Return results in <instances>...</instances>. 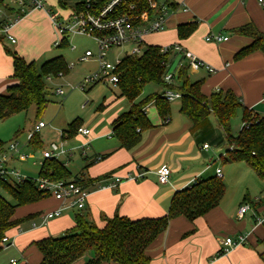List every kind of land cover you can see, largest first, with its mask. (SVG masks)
I'll list each match as a JSON object with an SVG mask.
<instances>
[{
  "label": "crops",
  "instance_id": "crops-1",
  "mask_svg": "<svg viewBox=\"0 0 264 264\" xmlns=\"http://www.w3.org/2000/svg\"><path fill=\"white\" fill-rule=\"evenodd\" d=\"M10 1L5 0V5L15 9ZM174 1L178 8L168 18L165 30L148 35L145 38L146 46H182L216 69L212 74L204 69L191 71L192 74L189 72L191 82H202L203 95L210 97L218 91H232L242 100L243 106L264 117V53L255 52L242 59L235 58L241 49L253 42L251 38L235 33V30L253 24L264 33V8L258 4V0ZM78 3L68 7V3L63 2L66 5L63 8L58 0L61 20L68 17ZM0 14L3 15L0 18L2 25H12L10 33L15 38L21 29L31 30L39 26L47 29L51 38L57 36L53 16L47 7L27 12L17 21L16 9L9 13L0 7ZM182 24L197 25L194 33L184 40H180L177 34V28ZM210 35L229 39L217 44L206 41ZM1 37L10 45H18L17 38V42L11 44ZM3 41L0 45L7 48ZM13 72L12 58L1 54L0 94L6 93L7 88L14 84L11 80ZM163 92L164 88L158 93ZM114 99L116 100L104 101L94 130L82 126L90 131L88 136L78 134L83 139L82 145L88 143V146L82 148V169L74 176H79L84 181H93L86 187L90 195L86 208L81 213L87 215L100 228L105 226L103 216L112 218L119 215L134 221L160 219L169 214L177 192L197 181L217 177V170L220 169L226 186L223 200L216 208L193 222L183 216L172 219L166 232L147 250L151 264H264V220L258 223L264 218V182L244 163L224 164L225 154H219L213 162L209 160L212 141H208L207 137L211 134L219 137L222 132L215 117L211 115L195 125L186 115L180 113L181 102L177 100L179 104L174 106L172 102L170 115L163 119L155 103H152L145 109L152 128L141 133V141L136 147L126 150L114 138L113 125L121 114L129 111L131 104L125 98H120L119 92L114 95ZM210 123L214 124L208 128ZM67 130L62 131L60 136ZM64 136L66 143L68 138L67 135ZM204 145H208L209 149H203ZM65 149V159L59 160L70 170L71 158L80 148ZM99 157L100 161L97 160ZM18 164L19 161L13 163L15 167ZM163 167L171 170L170 182L165 185L159 183L157 176V172ZM141 172H146L144 179H129ZM114 178L122 180L117 188L101 189L102 186L114 182ZM244 205H249L250 210L240 217L239 210ZM60 207L59 201L47 198L17 208L15 219L28 216H35V219L7 233L14 240L7 250L13 248L18 254V257L9 259V264L11 260H16L18 264H40L42 255L34 243L63 236L75 227L78 211H66L62 216L41 224V214ZM33 222L37 223V227L32 228ZM239 236L246 237L243 245L218 256L224 248L222 242L225 239L237 240ZM93 258L94 254H87L77 264H84Z\"/></svg>",
  "mask_w": 264,
  "mask_h": 264
},
{
  "label": "trees",
  "instance_id": "trees-1",
  "mask_svg": "<svg viewBox=\"0 0 264 264\" xmlns=\"http://www.w3.org/2000/svg\"><path fill=\"white\" fill-rule=\"evenodd\" d=\"M137 5L135 14L142 15L148 12L149 17L160 12L159 9H150L148 0H128ZM173 10L178 8L174 0H164ZM63 8L66 5L59 0ZM0 7L8 8L5 0H0ZM76 11L83 9L82 4L75 6ZM138 23H144L140 21ZM2 22H0V27ZM196 24H182L177 28L178 38L184 40L196 30ZM235 33L247 36L253 40L251 45L241 49L236 59H242L255 52L264 53V33L253 24L235 30ZM3 41L2 37L0 42ZM69 46L67 36L63 35L59 48ZM158 46H147L141 55L127 53L117 68L118 84L116 86L119 97L125 98L131 107L128 112L121 114L114 122L113 136L120 146L126 150L136 147L141 141V133L152 128L145 109L155 103L161 118L166 119L171 112V102L163 94L153 93L142 98L145 87L156 84L162 88L180 93V113L186 115L195 125L202 123L213 115L217 125L224 135L226 158L224 164L244 163L253 170L260 181L264 182V117L243 106L242 100L232 91H218L210 97L202 94V82H191L189 69L183 67L175 84L164 82L166 65L171 62V53L162 54ZM13 60V85L7 88L6 93L0 94V122L6 121L20 113H26L35 107L38 116L42 115L50 104L45 78L65 75L69 68L63 56L55 57L38 67L34 62H27L16 52L5 48ZM242 113L243 128L237 136L232 132V121L238 112ZM79 122L73 123L64 133L67 138L78 135L81 128ZM29 144L40 147L39 134H31ZM6 144L0 142V150ZM39 178H47L53 182L75 181L86 188L92 180L84 181L79 176H73L66 165L59 159H50L42 162ZM38 178V179H39ZM37 179L28 178L21 183L0 182V191L7 192L14 200V204L0 195V253L4 251L2 239L9 231L17 226L35 219L28 216L24 219H15L17 208L27 206L44 199L47 195L40 191ZM226 194V186L221 178L214 177L200 180L195 184L177 192L173 197L169 214L156 220L134 221L115 215L112 218L102 217L105 226L100 228L87 215L78 211L75 217V227L63 236L48 238L34 243L40 251V264H77L88 253L93 252L94 258L84 264H151L147 254L149 246L166 230L172 219L183 216L189 221L204 216L216 208ZM221 252L218 256H221Z\"/></svg>",
  "mask_w": 264,
  "mask_h": 264
},
{
  "label": "built area",
  "instance_id": "built-area-1",
  "mask_svg": "<svg viewBox=\"0 0 264 264\" xmlns=\"http://www.w3.org/2000/svg\"><path fill=\"white\" fill-rule=\"evenodd\" d=\"M17 11L18 18L24 17V14L31 12L32 10H43L46 8L48 0H11L10 1ZM150 9H159L160 12L153 14L149 17L148 12L138 15L135 14L137 5L134 2L128 0H81L83 9L76 11L74 8L71 14L58 20L53 17L54 25L58 33L63 35H84L91 37L97 44V52L94 54L88 50L85 55L80 58V61L86 62L91 58H95L98 63L97 70L91 75L87 76L78 88L82 91H86L90 87L97 84H106L117 86L118 75L117 68L121 63L119 57H115L114 63L108 59V54L112 49L124 48L126 46L131 47L129 54L141 55L147 49L145 38L148 35L159 33L165 30L166 23L174 10L165 3L157 2L156 0H148ZM258 4L264 8V0H258ZM184 7V5H183ZM186 11V10H185ZM51 12V10H49ZM53 16V15H52ZM62 18V17H60ZM144 23H138L140 21ZM11 24H4L0 27V36H3L11 44L17 42L16 38L10 33ZM229 38L220 35H210L206 38L208 42L221 43L228 41ZM59 42L56 43V46ZM75 49V46L72 47ZM162 54L175 55V59L166 65V73L164 75V82L172 85L175 84L178 78V73L183 67H187L190 71H198L204 69L209 73H215L216 69L207 65L205 62L198 59L194 54L182 48L178 44L169 46H163L161 48ZM59 77L64 76L59 74ZM50 79V78H49ZM59 96H64L63 89H57L55 92ZM163 97L169 102L180 100L182 95L176 93L170 89H165ZM47 125L40 121L33 129V133H38ZM78 134L82 136H88L90 131L86 128H79ZM65 136L61 135V142L59 145L52 144L48 150H45L42 155L43 161L50 159H58L61 156L67 154L65 149ZM88 143L84 144L82 148H87ZM203 149H209L208 145H204ZM28 155L22 151V148L15 141L10 142L5 146V149L0 150V182L9 183H21L28 179V177L22 175V173L16 170L13 165L17 161H26ZM101 160V157L97 159ZM218 178L222 179V172L220 169L216 173ZM146 176V172H141L129 179L142 180ZM158 181L160 184H169L171 177V170L168 167H163L157 172ZM114 182L102 186L101 189L112 188L115 189L122 182L120 178H114ZM36 184L40 191L47 195V198H54L61 203V207L57 210L46 212L39 217L41 224H45L49 220L62 216L66 211H81L86 208V202L90 195L86 188L75 181H59L53 182L47 178H39L36 180ZM195 184V183H193ZM192 184V185H193ZM191 186V185H190ZM250 210L249 205H244L239 210L240 217ZM264 220L260 219L258 223H262ZM37 227V223L33 222L32 228ZM21 231V230H20ZM14 240L5 236L2 239V247L4 250L9 249L13 245ZM246 242L245 236H239L237 240L227 238L223 241L221 255L227 254L231 249L243 245ZM10 264H18L16 260H11Z\"/></svg>",
  "mask_w": 264,
  "mask_h": 264
},
{
  "label": "rangeland",
  "instance_id": "rangeland-1",
  "mask_svg": "<svg viewBox=\"0 0 264 264\" xmlns=\"http://www.w3.org/2000/svg\"><path fill=\"white\" fill-rule=\"evenodd\" d=\"M61 1L68 3V7H72L73 3L80 2L81 0ZM156 1L162 2V0ZM46 7L47 10H51V15H53L55 19L61 21V9L58 6V0H49V4ZM68 10L70 11L71 9L69 8ZM2 16L3 15L0 14V18ZM56 35V38H51L48 30L39 26V28L31 30L21 29L19 35H16L18 45H10L3 41L6 47L12 52H16L29 63L34 62L38 67L55 57L63 56L69 68L68 72L62 77L50 76V79L45 78V85L50 93V104L41 116H38L35 107H32L26 113H20L6 121L0 122V142L7 145L15 141L19 144L23 149L22 151L27 154L29 158L26 161H19L20 164L15 168L20 171L22 175L31 179L39 178L43 162V152L50 147L52 143L57 145L60 144V134L62 131L68 129L69 126L75 122H79L81 126H88L90 129L94 130L96 123L99 122L100 109L104 101L116 100L114 99V95H118V90L113 85L97 84L86 91H82L78 88L81 82L87 76L95 72L98 67L95 58H91L86 62L80 61V58L84 56L85 52L88 50L96 54L97 44L93 38L84 35L70 34L67 36L69 46L59 48V45L55 46L54 43L59 42L60 44L61 36H59L58 33H56ZM0 46V55L4 54L11 58L6 52L5 47L2 45ZM73 46H75V49H72ZM18 47H20V51H18ZM130 50L131 47L129 46L112 49L108 54V59L110 62L114 63L115 57L122 59ZM175 57L176 56L173 54L171 56V61H173ZM189 72L192 74L191 71ZM192 79H194V77ZM57 89H63L65 95H57L55 93ZM162 90L163 88L156 84H149L145 87L142 98L153 93L161 92ZM177 104H179V101L173 102L174 106ZM40 121L44 122L48 127L39 133V141L41 144L40 147H35L29 144V140L35 125ZM213 124L214 123H212V125ZM212 125L210 123L208 128H211ZM242 128V113L239 111L232 121L233 135L237 136ZM207 139L208 141H212V149L208 153L209 160L213 162L219 154L226 155V146L222 132L219 133V137L211 134L210 136L208 135ZM82 143L83 139L78 135L68 138L65 143L67 149L80 148L73 154L70 161V172L73 176L79 174L82 169ZM58 159H65V157L62 156ZM0 195L14 204V200L7 192L0 191ZM88 254H92L93 256V252ZM12 257H18V254L13 248L3 251L0 253V264H9V259Z\"/></svg>",
  "mask_w": 264,
  "mask_h": 264
}]
</instances>
